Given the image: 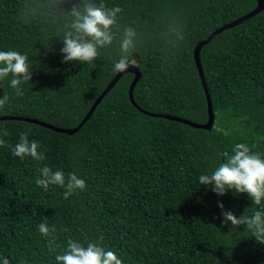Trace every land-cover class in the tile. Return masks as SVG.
<instances>
[{
	"label": "trees",
	"instance_id": "1",
	"mask_svg": "<svg viewBox=\"0 0 264 264\" xmlns=\"http://www.w3.org/2000/svg\"><path fill=\"white\" fill-rule=\"evenodd\" d=\"M85 2L121 7L113 41L92 63L63 62V39ZM256 0H0V51L27 54L32 78L23 96L0 81V139L15 145L29 133L45 160L16 157L0 147V256L11 264H56L67 240L100 243L122 264H264V243L241 224H222L221 208L239 218L264 208L246 193L218 195L198 181L236 143L264 158V8L215 33L200 48L214 112L208 130L153 116L208 118L194 48L217 28L247 14ZM132 47L121 52L125 29ZM122 55L140 77L124 73L74 128L117 73ZM143 109L140 110L139 108ZM25 118L36 119L39 122ZM7 131L8 135L2 133ZM75 172L86 190L64 199L65 189L38 187L43 166ZM46 219L56 231L44 237ZM101 237L103 239L101 240ZM49 240L54 242L49 244ZM56 245L60 248L56 249ZM56 249V251H53Z\"/></svg>",
	"mask_w": 264,
	"mask_h": 264
},
{
	"label": "clouds",
	"instance_id": "2",
	"mask_svg": "<svg viewBox=\"0 0 264 264\" xmlns=\"http://www.w3.org/2000/svg\"><path fill=\"white\" fill-rule=\"evenodd\" d=\"M122 11L121 7L107 8L103 3L98 6L85 2L82 9L73 7L71 15L74 17L70 25L72 31L66 32L63 39V47L60 49L63 54V62L79 61L81 63H92L99 56V49L107 47L113 41L111 28L116 24L117 15ZM135 32L131 28L125 29L124 38L120 48L122 53H128L133 44ZM129 67L128 57L122 55L114 63V71L123 72ZM11 76L10 87L16 90L17 96H23L21 85L32 78V71L27 54H21L15 50L0 51V81ZM8 95L0 98V107L8 101ZM7 136V131L2 133ZM29 133L23 131L19 134L18 142L15 145L7 144L0 139V147H8L12 154L23 159L30 156L33 160H45V154L39 152V143L33 139L29 140ZM219 155L225 157L210 174H201L198 181L202 185L211 186V190L218 195H225L228 190L237 193H246L254 205H261L264 201V158L260 153L253 152L248 144L236 143L232 148V154L224 151ZM41 176L36 179L38 187L48 190L50 185L59 186L65 191L62 193L64 199L86 190V182L78 177L75 172L65 175L62 170H53L45 165L39 168ZM221 208L222 224L231 221L232 227L241 224L247 225L252 236L260 243H264V208L256 210L251 216L242 215L237 218L231 211H223L224 204L218 201ZM38 231L49 237L56 231V226L51 228L46 219L37 225ZM103 237H101V240ZM49 240V244L53 243ZM60 245H56V249ZM53 249V251H56ZM56 264H122L118 255L106 250L100 243L89 241L85 246L78 240L69 238L66 247L61 254L55 256ZM0 264H11L8 257L0 256Z\"/></svg>",
	"mask_w": 264,
	"mask_h": 264
},
{
	"label": "water",
	"instance_id": "3",
	"mask_svg": "<svg viewBox=\"0 0 264 264\" xmlns=\"http://www.w3.org/2000/svg\"><path fill=\"white\" fill-rule=\"evenodd\" d=\"M256 2H257L256 6L250 12H248L247 14H245V15H243V16H241V17H239V18H237V19H235V20H233V21H231V22H229V23L217 28L215 31L211 32L209 34V36L205 40H202L199 43H197V45L194 48V59H195L196 67L198 69L199 75L201 77V80H202V83H203V86H204L205 96H206V100H207V112H208L207 120L205 122H203V123H197V122H193L191 120L185 119V118H181V117H178V116H172V115H168V114L151 113L153 116H163L165 118L178 120V121L184 122V123L189 124V125H191L193 127H196V128H204V129L210 130L213 127V125H214V112H213V107H212V103H211V97H210V94L208 93L207 86H206L205 81H204L203 69H202V66H201V63H200V55H199L200 48L203 45V43L207 42L215 33L219 32V31H221V30H223L225 28L232 27L234 25H237V24L241 23L242 21L246 20L248 17L254 15L255 13L259 12L261 9L264 8V0H256ZM126 72H132L134 74V77H133V79H132V81L130 83V86H129V97H130L131 101L134 103V99H133V95H132L133 94V87H134L136 81L138 80V78L140 77V71H139L137 65L129 62L128 69L126 71L117 72L115 74V76L112 78V80L107 85V87L96 98V100L92 104L88 114H86V116L79 122V124L77 126H75L74 128H68V129H64V128H54V129L65 131L67 133H73L76 130H78L79 127H81V125L86 121V119L88 118L90 113L93 111V109L96 106V104L101 100V98L109 90V88ZM1 94H2V86H1V82H0V98H1ZM138 108H139V106H138ZM139 109L143 111V109H141V108H139ZM8 118H17V116H0V119H8ZM24 119H27L29 121H34V122L36 121V122H39L41 124L48 125V124L40 122V121H38L36 119L25 118V117H24ZM48 126H50V125H48ZM50 127H52V126H50Z\"/></svg>",
	"mask_w": 264,
	"mask_h": 264
}]
</instances>
